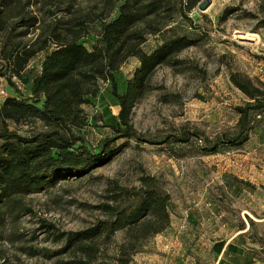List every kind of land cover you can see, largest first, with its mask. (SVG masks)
I'll return each instance as SVG.
<instances>
[{"label":"rangeland","instance_id":"rangeland-1","mask_svg":"<svg viewBox=\"0 0 264 264\" xmlns=\"http://www.w3.org/2000/svg\"><path fill=\"white\" fill-rule=\"evenodd\" d=\"M99 1L79 0V4L88 8ZM198 4L188 13L192 21L179 15L170 24L177 33L196 40L179 55L186 61L184 66L158 67L154 89L133 110L135 129L163 142L116 139L109 147L120 146L121 151L108 162L83 176L59 179L54 186L27 194L29 210L8 219L3 227L0 262L62 264L73 254L59 252L63 236L103 216L99 206L113 194L108 190L111 183L134 187L143 175H152L170 194V224L145 240L129 264H264V113L255 118L246 142L217 153L204 154L203 140L196 135L186 142L166 138L184 128L208 137L234 133L235 106L244 104L247 97L231 81V72L264 82V0H211L205 10ZM227 8L234 10L225 18ZM116 12L115 8L112 15ZM97 27L93 24L82 42L91 46ZM32 37L33 33L26 36ZM160 42L159 35L151 34L143 49L151 51ZM44 54L39 52L29 62L25 78L40 71ZM138 65L133 56L120 67V84ZM13 80L24 95L30 93L29 84ZM99 86L97 96L83 106L87 124L77 129L93 146L114 134L111 124L118 113L109 82L99 81ZM0 89L1 101L14 95L4 78H0ZM9 127L28 134L42 124L9 122ZM43 219L55 228L48 231ZM123 235L118 230L113 242L102 247L100 264H115L113 256Z\"/></svg>","mask_w":264,"mask_h":264},{"label":"trees","instance_id":"trees-1","mask_svg":"<svg viewBox=\"0 0 264 264\" xmlns=\"http://www.w3.org/2000/svg\"><path fill=\"white\" fill-rule=\"evenodd\" d=\"M199 1L101 0L83 8L79 0H0V78L14 94L0 100V237L8 219L29 210L27 194L54 186L59 179L83 176L108 162L121 151L120 146L109 147L112 141L134 138L150 144L163 142L135 129L133 110L154 89L158 67L184 66L186 61L179 55L196 40L177 33L170 24L179 15L192 21L188 13ZM233 10L227 8L224 17ZM95 23L96 40L88 46L81 39L92 32ZM18 28L22 29L16 31ZM31 33L33 37L26 38ZM151 34L159 35L161 42L146 51L143 44ZM41 51L45 54L40 71L25 78V68ZM133 56L139 65L120 84L119 69ZM13 77L29 84L28 95ZM230 78L247 97L244 104L235 106L238 119L234 133L208 137L184 128L166 138L186 142L196 135L203 140L204 154L246 142L255 118L264 113V82L240 72H231ZM99 81L109 82L118 113L117 121L111 124L114 134L93 146L77 129L87 124L83 106L97 96ZM33 121L41 122L42 128L21 134L9 127V122ZM108 190L113 194L99 206L103 216L63 236L59 252L73 254L62 264H100L102 247L113 242L118 230L124 235L113 259L115 264H129L145 240L169 226L170 194L155 176L143 175L134 187L114 181ZM41 223L48 231L55 228L45 219Z\"/></svg>","mask_w":264,"mask_h":264},{"label":"water","instance_id":"water-1","mask_svg":"<svg viewBox=\"0 0 264 264\" xmlns=\"http://www.w3.org/2000/svg\"><path fill=\"white\" fill-rule=\"evenodd\" d=\"M211 4V0H201L198 4L199 9L205 10Z\"/></svg>","mask_w":264,"mask_h":264},{"label":"built area","instance_id":"built-area-1","mask_svg":"<svg viewBox=\"0 0 264 264\" xmlns=\"http://www.w3.org/2000/svg\"><path fill=\"white\" fill-rule=\"evenodd\" d=\"M1 90V89H0Z\"/></svg>","mask_w":264,"mask_h":264}]
</instances>
